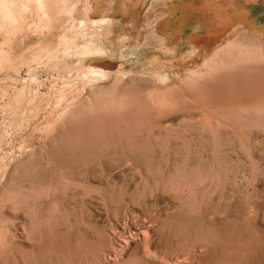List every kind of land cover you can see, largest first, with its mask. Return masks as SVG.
Returning <instances> with one entry per match:
<instances>
[{
  "label": "rangeland",
  "instance_id": "obj_1",
  "mask_svg": "<svg viewBox=\"0 0 264 264\" xmlns=\"http://www.w3.org/2000/svg\"><path fill=\"white\" fill-rule=\"evenodd\" d=\"M156 1L141 0L147 22L186 0ZM247 8L250 21L264 25V0ZM191 17L183 30L158 31L166 48L132 55L130 47L126 57L81 39L86 52L116 54L93 58L92 70L175 91L180 100L163 109L133 94L94 93L53 124L66 104L53 75L74 64L63 76L79 78L91 59L64 54L59 67L48 56L31 68L0 66V264H264V44L225 36L207 51L202 43L181 48L177 35L214 30L205 15ZM143 22L136 30L119 25L117 37L134 44ZM33 76L43 80L38 96Z\"/></svg>",
  "mask_w": 264,
  "mask_h": 264
},
{
  "label": "bare ground",
  "instance_id": "obj_2",
  "mask_svg": "<svg viewBox=\"0 0 264 264\" xmlns=\"http://www.w3.org/2000/svg\"><path fill=\"white\" fill-rule=\"evenodd\" d=\"M157 1V7H164L172 0ZM251 1L252 0H186L184 3L171 4L168 11L157 13L151 21L147 22L148 18H146L145 15L144 18L141 16V0H0V66H4V68L7 69L13 65L19 64L31 68L33 67L32 64L42 62L44 56H48L52 60L54 66L59 67L65 60L64 54H69L72 59H74L76 55H83L82 60L84 61L87 59H91L92 61L93 58L99 56L113 57L116 55L109 51L111 49L103 51L101 47H98L100 50L92 49L90 52H86V49L90 47L84 44L81 39L95 44L91 46H100L99 44H103L110 45L109 47L111 48H120L124 52L118 57H126L129 49H131L130 47L137 48L131 51L133 52L132 55H135L137 50L138 52L143 51L144 48L150 50H154L156 47L159 49L162 47L166 48L165 45L168 40L158 31L160 30L161 33H165L170 28L175 30L177 26H180V28L182 27L183 30V28L187 27L191 22L192 14L205 15L204 20L209 21L208 23L206 22V24L213 25L214 30H208L204 34L192 33L187 37L183 36V34L177 35L174 41L176 40L178 44L181 43V48L185 47V43L186 45L191 44L195 46L202 43V49L207 51L212 43L225 36H232V41L235 42L238 40V44L247 40L245 38L259 39L264 44L263 34L261 35L262 26L264 25H262V23L257 24V22L254 24L253 20L250 21L249 19L250 14L248 13L247 5ZM150 10L151 8H149L148 11ZM191 10L194 12L192 13ZM179 12L182 16L177 18ZM118 13L123 17L117 19L115 16H111V14ZM95 15H99L100 19L96 20ZM142 20L144 22L146 21V24H143V30L139 37H136L137 40L134 41V44H131V42H133L132 39L117 37L116 30L119 28V25L136 30V28L140 26ZM160 21L163 22L158 26ZM252 29L254 32L251 31ZM31 38L36 40V43L34 42L35 44L33 45L29 42ZM44 39H47V45ZM26 43L27 47L24 50H21L19 54L14 53L16 46ZM147 49H145V51H147ZM199 51L200 49H193L192 53L196 54L199 53ZM57 52L63 53V55ZM147 52L149 53L151 51L148 50ZM137 57L140 60L144 59L147 63H151L149 57H146V55H143L142 58L140 53L137 54ZM15 59L16 61L14 62L13 60ZM154 63L153 61V64ZM91 66H95L93 61H88V63L86 61V66H82V69L79 70L81 72V77L79 78L73 76L64 78L63 76L66 71L70 74L74 73V70L78 68V66H74V64H69L68 68L71 69H65L64 71L57 70L58 72L53 75V77L56 78L61 77L62 83L60 90L63 96L58 98L57 101L60 103H62V100L66 101V104L58 107L59 109L55 108V110L58 109L55 114L59 119L55 120L53 124H55V122H63L65 118L70 116V111L75 107L77 101L86 99L89 95H93L94 93H102L107 96V94L110 95V93L113 92H121L122 98L125 99L126 97H131L133 94L134 99L141 100V105L144 107L147 106L149 108V106L144 103L146 101L150 103V107L160 109L172 106L173 103H177L180 100L179 97L174 96L175 91L173 92L168 88L169 86H167V90H163L162 92L154 79H150L148 86L143 87L144 85L141 86V83L145 82L144 79L142 80L141 78L130 76L120 70L98 71V68H93L92 70ZM30 79H33L35 84H38V89H30V92H34V94L38 96L41 90L40 87L43 86V82H41L43 80H41L39 76H33ZM78 79H83V81L79 82ZM55 84L56 82L53 84L54 87ZM197 86V82L191 84L187 91L190 94H195L198 89ZM181 91L184 90L182 89ZM79 92L81 95L78 94ZM141 95H144L143 98ZM130 99L133 100V98ZM121 100L123 99H120L119 102L123 103ZM120 106L123 105L120 104ZM146 232H149V229H147ZM146 232L141 233L142 238L146 237ZM183 264L186 263L183 262Z\"/></svg>",
  "mask_w": 264,
  "mask_h": 264
}]
</instances>
